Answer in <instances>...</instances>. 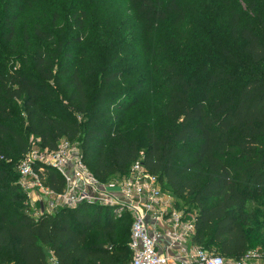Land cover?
Wrapping results in <instances>:
<instances>
[{"label":"trees","instance_id":"trees-1","mask_svg":"<svg viewBox=\"0 0 264 264\" xmlns=\"http://www.w3.org/2000/svg\"><path fill=\"white\" fill-rule=\"evenodd\" d=\"M128 3L148 33L144 52L155 61L149 80L136 86L149 83L151 90L166 92L158 112L170 127L158 135L147 126L134 140L111 122L112 108L127 110L137 99L132 86L115 89L136 69L120 57L122 50L108 56L90 93L81 68L57 66L75 55L68 45L86 37L85 12L73 13L70 29L78 32L68 37L37 27L33 67L0 73V264H50L51 253L59 264L132 259V217L127 211L119 217L130 224L129 236L116 242V205L84 201L38 217L29 213L19 174L6 161L22 158L32 135L50 149L63 138L77 139L84 161L104 182L143 157L184 208L198 209L193 242L208 250L241 257L264 224V0L233 3L209 19L204 33L186 28L180 0ZM13 21L7 22V40L14 35ZM69 73L66 99L55 84ZM42 175L52 189L65 190L55 168L45 166ZM93 230L103 240L91 241Z\"/></svg>","mask_w":264,"mask_h":264},{"label":"rangeland","instance_id":"rangeland-1","mask_svg":"<svg viewBox=\"0 0 264 264\" xmlns=\"http://www.w3.org/2000/svg\"><path fill=\"white\" fill-rule=\"evenodd\" d=\"M237 1L240 4L245 3V0H180L186 16V28L201 30L204 33V28H208L206 23H210L209 19H212L214 14L228 11ZM74 12L78 14L85 12L87 35L81 42L74 39L72 44L68 45L70 50H74L75 55L69 59L63 58L57 66L61 69L81 68L83 72L81 74L89 84L90 93L95 90L98 82L95 75L109 62L108 56L122 50L120 57L127 60L130 70L135 67L136 69L126 81L115 82V89L121 90L132 86L137 99L127 110L112 108L111 122L117 123L128 139H141L147 126L152 127L158 135L165 133L170 127V121L163 119L158 111L166 99V92L159 89L151 90L149 83L143 87L136 86L138 80L145 82L149 80L148 71L150 72L155 65V61L153 56L144 52V45L149 38L148 33L140 26L128 0H0V73L6 69L33 67L37 27L60 31L66 37L78 32L76 29H70L74 21L72 17ZM11 19L14 20V35L12 39L7 40L6 34L9 30L7 22ZM90 52L94 53L89 57ZM70 75L69 73L64 76L60 85L55 84L66 99L71 91L64 87ZM19 108H22L21 102ZM80 117H84V114L79 115ZM29 140L32 141L31 137ZM71 141L80 147L77 139ZM20 159L21 156L11 155L6 162L18 172ZM25 203L28 207L27 201ZM117 211L118 209L115 211V222L117 236L120 238H116L115 241L122 242L121 237L129 236L130 224L120 222L121 215L119 216ZM193 211L196 212L198 209L193 208ZM258 229L253 233L250 250L264 254V224ZM98 236L103 240L105 235L95 230L89 233L91 241ZM209 250L221 253L226 260L229 258L216 247ZM248 264H264V257L253 258Z\"/></svg>","mask_w":264,"mask_h":264},{"label":"built area","instance_id":"built-area-1","mask_svg":"<svg viewBox=\"0 0 264 264\" xmlns=\"http://www.w3.org/2000/svg\"><path fill=\"white\" fill-rule=\"evenodd\" d=\"M32 145L21 158L18 182L27 195L29 213L38 217L41 202L47 211L73 207L84 201L116 205L119 216L132 217L129 247L130 264H248L264 254L249 250L241 257H229L193 242L197 212L184 208L179 199L165 189L158 174L150 171L143 157L135 159L129 170L108 182L100 180L83 159L82 151L67 138L56 148L41 146L31 136ZM45 166L55 168L65 179L64 191H56L42 175ZM118 185L119 190L107 186ZM50 264H59L51 253Z\"/></svg>","mask_w":264,"mask_h":264},{"label":"water","instance_id":"water-1","mask_svg":"<svg viewBox=\"0 0 264 264\" xmlns=\"http://www.w3.org/2000/svg\"><path fill=\"white\" fill-rule=\"evenodd\" d=\"M107 189L108 190H119L120 186H118V185H109V186H107ZM41 209H42V212L45 211L43 202H41Z\"/></svg>","mask_w":264,"mask_h":264},{"label":"crops","instance_id":"crops-1","mask_svg":"<svg viewBox=\"0 0 264 264\" xmlns=\"http://www.w3.org/2000/svg\"><path fill=\"white\" fill-rule=\"evenodd\" d=\"M45 210H48L47 208H45Z\"/></svg>","mask_w":264,"mask_h":264}]
</instances>
